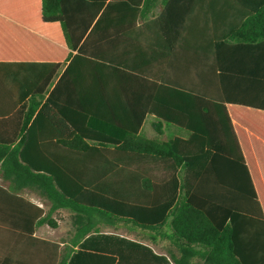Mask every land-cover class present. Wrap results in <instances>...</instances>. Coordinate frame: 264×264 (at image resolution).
<instances>
[{
    "label": "trees",
    "instance_id": "1",
    "mask_svg": "<svg viewBox=\"0 0 264 264\" xmlns=\"http://www.w3.org/2000/svg\"><path fill=\"white\" fill-rule=\"evenodd\" d=\"M28 0L39 22L59 25L64 43L77 54L66 75L78 60L93 65L108 60L110 28L117 26L120 38L155 6L157 0ZM250 12L239 32H253L264 40V0H240ZM33 12V11H32ZM156 22V20H155ZM100 41L98 45L96 44ZM72 58V52L64 59ZM98 60V61H94ZM59 64L54 65L52 76ZM66 82L64 75L44 101L33 97L30 109L5 119L20 125L0 129V170L11 191L0 188L6 199H21L17 191L28 188L49 206L39 224L56 227L52 214L66 209L74 215L73 242L100 233L103 221H122L158 231L167 226L186 248L206 251L204 264H252L238 247V221L253 217L256 197L252 177L237 141L241 120L249 110L264 105L247 102L225 103L187 87L163 86L148 111L156 115L154 130L162 134L163 124L188 132L187 139L167 141L141 134L142 113L134 126L116 125L100 115L93 105L63 106L56 93ZM44 88V87H43ZM226 100H231L227 98ZM44 101V102H43ZM239 102V101H235ZM256 118V116H252ZM100 122H104L100 126ZM111 122V124H109ZM12 125V124H11ZM3 131V132H2ZM64 156L63 159H61ZM42 214L40 210L39 215ZM194 254V253H193ZM64 263V262H63ZM176 264H183L176 261ZM262 264V263H261Z\"/></svg>",
    "mask_w": 264,
    "mask_h": 264
},
{
    "label": "crops",
    "instance_id": "2",
    "mask_svg": "<svg viewBox=\"0 0 264 264\" xmlns=\"http://www.w3.org/2000/svg\"><path fill=\"white\" fill-rule=\"evenodd\" d=\"M132 3L143 9L144 0ZM250 14L240 0H157L124 39L117 34V26L110 28L104 54L109 63L101 59L103 62L87 65L81 59L66 75L77 51L64 43L63 28L39 22L28 0H0V129L20 125L18 119H5L23 107H33L40 88L45 101L64 75L66 82L56 93V101L62 106L70 99L93 105L100 115L114 121L113 126L133 127L142 113L155 105L163 86L195 89L223 98L225 103L245 99L264 105V40L243 41L251 35L255 38L260 25L253 23L251 33L239 32ZM96 42L100 46V41ZM70 52L72 58L65 60ZM56 64L57 73L52 76ZM234 105L236 110L245 108L254 114L241 120L237 136L256 193L251 204L253 217L238 221V247L252 264H264V110ZM148 113L140 130L145 137L162 141H167L162 139L164 133L171 139L189 137L187 131L168 124H163L162 134L157 133L154 124L158 119ZM0 188L11 191L1 170ZM17 196L21 199L0 195V264L206 261V251L200 246H193L190 252L194 254L185 256L186 246L169 226L150 231L127 223L138 235L104 228L74 243L76 228L70 211L60 209L52 214L56 227L39 224L49 206L28 188L18 190Z\"/></svg>",
    "mask_w": 264,
    "mask_h": 264
},
{
    "label": "rangeland",
    "instance_id": "3",
    "mask_svg": "<svg viewBox=\"0 0 264 264\" xmlns=\"http://www.w3.org/2000/svg\"><path fill=\"white\" fill-rule=\"evenodd\" d=\"M162 139L163 140H169L171 139V137L167 134V133H164L162 135ZM68 211V210H67ZM69 212V211H68ZM67 213V212H65ZM70 213V212H69ZM72 214V213H71ZM73 215V214H72ZM72 220L74 221V216H72ZM103 227L104 228H107L109 230H113V231H116V232H119V233H123V234H126V235H136L135 233H133V230L131 229L132 228V225H129L127 223H122V222H114V221H103ZM74 225V224H73ZM103 228V229H104ZM138 235V234H137Z\"/></svg>",
    "mask_w": 264,
    "mask_h": 264
}]
</instances>
